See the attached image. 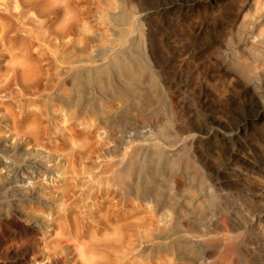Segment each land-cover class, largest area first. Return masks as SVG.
<instances>
[{
  "label": "rangeland",
  "instance_id": "374dc122",
  "mask_svg": "<svg viewBox=\"0 0 264 264\" xmlns=\"http://www.w3.org/2000/svg\"><path fill=\"white\" fill-rule=\"evenodd\" d=\"M23 1L0 0V158L41 164L21 171L26 192L14 204L0 197V219L16 210L38 226L23 264H49L54 253L61 264H194L203 245L193 235L204 245L228 237L237 264H264V92L261 103L208 63L237 55L245 33L264 42V0H202L162 17L148 12L186 1L48 0L53 13ZM73 202L72 230L75 218L85 227L78 247L58 227ZM106 203L114 214L127 207L126 238L120 221L118 234L111 221L91 228L99 214L86 210ZM221 214L226 231L207 230ZM88 245L95 251L78 257ZM225 247L199 264H230Z\"/></svg>",
  "mask_w": 264,
  "mask_h": 264
},
{
  "label": "bare ground",
  "instance_id": "6f19581e",
  "mask_svg": "<svg viewBox=\"0 0 264 264\" xmlns=\"http://www.w3.org/2000/svg\"><path fill=\"white\" fill-rule=\"evenodd\" d=\"M46 1H48V0H24L23 2H24V5L26 7H28V8H39L40 6L44 5L45 7L44 6L43 7H44V10L46 12H49V13L52 12L53 13V11L56 10L55 7H51L52 4H51V6L49 5L51 2L50 3L48 2V5H47ZM185 1L186 2H184V3H174V1L166 2V3L164 2V3L158 4L156 7L154 6L155 8H153L148 13H150L149 15H151V16L162 17L165 14L172 13V12L173 13L174 12H178V10H182V9L195 10L202 3V0H185ZM44 2H46L45 3L46 5L42 4ZM206 3H208V4L212 3V4L216 5L217 4V0H206ZM207 6H209V5H207ZM2 12H8V9H3ZM252 17L253 16L249 17V19L247 17V20L250 21V18H252ZM242 20H245V18L243 17ZM252 20H255V19L253 18ZM245 23H247V26H248V22L245 21ZM244 26L246 27V25H244ZM217 28H218L219 34L222 36V34H223L224 30H225V27H224V25H223V23L221 21H220V25ZM196 31H198V29H193L192 33H195ZM244 35L246 36L245 41H243L242 43L240 41L235 43L236 48L238 50L237 51V53H238L237 55H235L236 53L233 54V52H230L231 50L226 51V49H225V51H226L225 52V56L221 57V56H219L217 54H211V56L208 58V63L210 65V67H211L212 74L216 73V74H218L220 76H223L225 78H231V79L233 78L236 81L242 82L243 84L245 83V85L247 87L251 88L252 93L257 98V100L262 103L261 96H262V93L264 92V91H262V87H264V85L262 83H260L258 81V79L259 78L260 79L264 78V45H263L264 42L263 41L260 42V39H263V38H262L261 35H258L257 33L254 34V37L256 35H258L255 38L252 37L253 35L251 37H249V35H250L249 33H245ZM259 36H260V39H259ZM256 39H259V42H257L258 40L256 41ZM215 45L218 46L217 44H214V46H212L211 48H214ZM98 63L104 64L103 61L102 62H98ZM105 66H106V64H105ZM100 67H101V65H100ZM136 74L137 75H141L142 72L140 71V73H139V71H137L136 73H134V75H136ZM73 77H75V76H73ZM73 79H74V85L75 84H79L78 83L79 80H80L79 77H75ZM69 80L70 79L65 77V81H69ZM71 81H72V79L70 80V82ZM77 91H78V88L75 89V93ZM263 108H264V106H263ZM147 125L146 124H140V126L138 127L139 131L142 134L146 133ZM124 127L128 128L129 126L128 125H124ZM182 143H184V140H183ZM177 146H178L177 141L176 142H172L171 144H168L169 152H173L176 149ZM39 165L41 166V164H38L36 162L28 160V161H25V162L23 161L20 166H15L14 163H13V160L12 161H7V159H3V157L0 158V167H1V169H3L2 170L3 174H0V197L2 196L5 200H7V202L14 204L15 201L18 200V196H21V194L23 192H26L25 189H23L20 186H18V184L21 182V180H20L21 171H23V170H25L27 168H36ZM127 173L128 172H126V174ZM126 174L123 177L124 181H125V179L128 176ZM70 178L71 177H69V176L68 177H63V181L68 185L67 187H63V189L66 188V189L63 190V192L59 191V192H62L63 195L61 196V198H63V199L68 198L69 196H68L67 192H69L70 190L72 191V188H74L73 186H71L72 184H71V179ZM123 180H122V182H124ZM124 189H126V187ZM123 194L127 195L128 194V190H124ZM100 195H105V194H100ZM106 195H107V193H106ZM108 195H109V193H108ZM28 197L31 198V200H35L36 197H37L36 192L33 191V190H30L29 193H28ZM94 198H95V196L93 197V199ZM102 198H103V196L101 197V199ZM103 200H104V198H103ZM74 203L75 202L67 204L64 207V212H63L64 214H63V216L60 217L58 227H59V230L62 229L63 233L65 235H67L66 238H69V239L73 238V241L76 244L75 247H78L77 244H78V241H80V239H79L80 235L84 234L83 229L85 227H84V225L81 227L80 221L78 220V218H75V220L73 221V224L75 225L76 228L72 230V227L70 225V218H68V216L70 217V215H71L70 207ZM107 206H108V207H106L107 210L105 209L106 210L105 212L107 214L106 216H105V212H103L101 210V208L103 206H100V204L97 205V207H95L93 209H92V207L91 208L89 207V209L86 210V213L89 216H96L97 214H99V216H97L98 219L91 220L93 223L95 222L93 227H91V228L93 229L98 224L104 225V224H107L105 222L111 221V223H114L116 225H114V227L110 226L111 224L110 225L107 224V225L110 226V228L113 230V232L116 231V233L118 234L117 229L119 227L117 226V224L120 221L123 224V227L120 228L121 229V233L120 234L122 235L123 238H126L127 237V231L129 230L128 229V225H129V223H128L129 220L128 219H129V217H127L128 215H126L127 214V207L124 208V210H123V212L121 214L120 213L114 214L113 210H112L113 209V205L112 204H107ZM133 209H132V211H134ZM135 210L137 211V209H135ZM132 213H133L132 215L135 214L134 212H132ZM214 213H216V212H214ZM222 215L223 214H221V216H216L215 218H210L209 220H207L204 223V226L207 228V230L211 229L213 227H216V229L218 228L221 231H226V229H227L226 224H224L222 222V220H221V218H223ZM138 216H139V218H138ZM138 216L135 219L139 221V220L142 219L140 217L141 214L139 213ZM73 217H76V216L73 215ZM134 217H136V216H133V219H134ZM92 219H93V217H92ZM142 220L144 222H146V219H142ZM139 223H140V221H139ZM0 224H1V226H0V256L2 257V260H1L0 264H23L25 259L29 256L30 242L32 240H34L36 238L37 234H38V226L35 223H33V222L23 220L20 217V214L16 210H13L12 212H10L6 217H2L0 219ZM184 226H187V223H184ZM106 228L107 227H105V229ZM97 231L98 230H95L96 233H97ZM105 231H108V228ZM211 232H214V231L212 230ZM110 235H111V233H110ZM71 236H73V237L71 238ZM198 236L199 235H193V236H191L188 239L191 242H195V243H198L200 245H203L202 254L199 257L196 258L195 263L193 262L194 264L201 263L203 258L212 255L218 249V246L220 248L221 245L222 246H226L224 248L223 252H225V255H227L230 258V264H237L236 258L233 255L234 246L229 243L228 237H223L222 240L218 241L217 243L215 242L213 244H208V245L206 243H208L209 241L208 242L206 241V243H205L206 245H204L202 243V241L200 239H198L199 238ZM193 237H195L196 239H193ZM60 240H61V238H60ZM60 240H58V245H60L59 244ZM118 241H120L119 243H121L120 239ZM118 241H116V242L118 243ZM82 243H84V242H82ZM77 249L79 250V251L78 250L77 251L80 252V256H78V257L82 258L81 257V252L82 253H84V252H94L96 248L94 246H92V245L91 246L88 245V246H86L84 248L81 246L80 249L79 248H77ZM54 254H56V255H53L51 257V263H49V264H61L62 262L63 263H67V261H62L63 258L61 256H59L60 255L59 253H54ZM69 263L70 264H83L82 262H80V261H78V260H76L74 258H73V261L71 259L69 261Z\"/></svg>",
  "mask_w": 264,
  "mask_h": 264
}]
</instances>
